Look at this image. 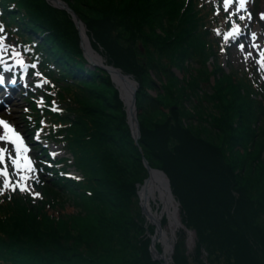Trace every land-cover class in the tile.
Instances as JSON below:
<instances>
[{
	"label": "rangeland",
	"instance_id": "obj_1",
	"mask_svg": "<svg viewBox=\"0 0 264 264\" xmlns=\"http://www.w3.org/2000/svg\"><path fill=\"white\" fill-rule=\"evenodd\" d=\"M260 1L264 4V0ZM69 2L78 15L89 22L99 21L102 25L103 44L110 49L112 58L96 43L92 42L95 46L90 44L104 61L103 64H97L101 66V70L106 72L105 67L119 69L122 74L132 76L137 84L134 114L138 139L134 141L131 137L126 109L120 99L119 90L112 76L106 72V75L103 74L105 80L101 79V82L108 83L107 91L91 95L88 100L89 95L85 93V103L86 106L88 104L95 107L98 120L103 122L102 131L104 129L107 132V127H110L107 135L122 131L121 136L117 134L123 139L121 145L106 147L112 155V169L107 171V174L102 169V176L112 179V184L107 187L112 190L113 195L109 197L110 203L103 201L100 207L91 200L95 185L90 182L84 196H78L79 194L68 190L58 194L43 187L37 188L45 201L56 200L54 205H43L38 213V219L45 217L40 220L45 221L47 227L43 229V233L47 234L53 229L52 231L57 233L56 236L68 241L64 246L66 249L64 256L69 258V262H61L59 256L55 255L56 262L52 264L162 263L151 257L150 235L155 233V226L146 223L137 191L138 186L149 176L144 161L149 167L162 171V167L167 165L166 153L175 152L182 146L183 135L171 134L173 130L177 133L179 128L187 134L185 139L192 143L194 152L198 156H204L219 175L228 194L235 197L240 217L244 215L246 220L251 218L252 224L259 227V235L264 238V119H261L264 113L260 112L257 115L254 109L248 108V105L253 106L250 99L254 100V97L250 95L249 98L232 78L224 75L216 67L217 62L209 57L202 56L201 63L198 64V52H195L186 60L187 62H181L179 39L163 30L156 11L149 8L145 0H69ZM135 2L139 8L129 9L128 7ZM179 6L180 4L177 10ZM186 6L187 4H184L181 7V13ZM73 14L75 21H79L76 14ZM164 23L178 30L187 28L185 22L178 27L173 21L165 19ZM83 28L86 29L84 25ZM204 30L205 28H201L198 32ZM77 34L81 46L78 30ZM86 37L89 39L87 34ZM202 39L205 41L203 37ZM189 43L200 45L192 36ZM201 48L202 45L199 49ZM221 62L223 67L230 64L233 69H240L235 54L227 63L222 60ZM90 69L93 71L95 68ZM98 84L96 83L94 87L98 88ZM76 90L73 88L74 95H79ZM234 101L241 106L242 111H245V118L240 125L243 130L238 127L236 114L231 117L225 116L230 115L229 109L237 108L236 105L230 104ZM27 107L25 106L24 110ZM12 109L15 110L13 116L16 120L23 121V114L19 113L21 109L15 107ZM125 137L131 138V143L126 142ZM141 137L148 141L147 147L139 146ZM157 140L164 145L157 146ZM50 152L60 157L68 155L57 145H51ZM74 169L79 170L76 166L72 168L73 171ZM82 173L89 178L84 171ZM33 182L28 184L27 193L31 188L33 191L36 190ZM85 184L86 182L83 183ZM169 184L172 189L170 182ZM187 184L190 185L193 195L201 196L199 190H196L197 186ZM97 187L99 188L98 183ZM173 196L175 197L174 194ZM24 205L30 212L31 208H28L30 205ZM12 207L14 202L5 208ZM193 210L190 215L191 221L195 212L199 216L198 221L205 226L207 220L200 218V212L195 205ZM178 217L183 228H179L175 234L172 264H208L206 260H199V256L195 259V253L199 251H196L198 234L194 225L198 227V222L194 221V225L190 227L184 224L185 215L179 202ZM160 223L165 227L166 219H162ZM204 229L206 230L203 233L207 236L208 225ZM44 247L53 253L47 242ZM156 250L161 251L159 245ZM211 264H227V261L225 256L221 255L218 258L212 257Z\"/></svg>",
	"mask_w": 264,
	"mask_h": 264
},
{
	"label": "trees",
	"instance_id": "obj_2",
	"mask_svg": "<svg viewBox=\"0 0 264 264\" xmlns=\"http://www.w3.org/2000/svg\"><path fill=\"white\" fill-rule=\"evenodd\" d=\"M9 1H15L18 10L24 13L25 18L22 19L24 30L33 28L34 32L43 34L41 47L51 60L56 61L64 68L66 73H63L68 79L71 78L74 84L73 88L80 93L74 97L75 118L70 119L73 124L68 130L72 138L70 147L78 156V167L84 170L89 177L88 184L90 182L95 185L94 196L91 200H94V204L97 206L102 207L103 201L110 203L109 197L113 195L112 190L107 187L110 183L112 184V179L102 176V169L106 174L112 169V155L106 147H119L123 139L119 138L117 134L121 136L122 131L117 133L115 130L114 135L106 134L110 131V127H107V132L104 129L102 131L103 122L98 120V113L93 105L87 104L86 106L85 93L89 95L87 96L88 100L91 95L102 91L106 92L108 83H103V85L101 82V79L105 80L103 74L106 75V72L98 68L93 71L86 68L87 63L80 49L77 30L72 17L66 11L52 7L46 0ZM61 1L68 5L85 26L90 44L95 46L93 43H96L111 57L110 49H107L103 44L104 32L101 23L87 21L76 13L77 11L69 0ZM145 2L149 8L156 11L163 30L175 39H179L181 62H187L186 60L192 57L195 52H198V64L201 63L202 56L208 58L202 33L198 32L202 27V17L200 12L195 10L193 0H188L182 13L181 7L186 4V0H145ZM178 4L180 6L177 10ZM136 7L139 8L137 2L128 8L137 9ZM162 11L165 13H161ZM12 14L16 13H8L9 16ZM165 19L173 21V23L176 22L177 27L185 22L187 28L178 30L168 27L164 23ZM191 36L200 45H191L189 43ZM201 45L202 48L199 49ZM96 83L98 88L94 87ZM238 86L241 88L240 85ZM246 93L248 94V92ZM238 96H240L239 93ZM245 98L248 99L246 96ZM230 104L236 105L237 108L229 109L230 115L225 116L231 117L236 114L238 127L243 130L240 125L245 118V111H242L243 109L237 105L236 101ZM248 108L253 109V106L248 105ZM253 116L252 119H254ZM178 133L183 135L184 142L175 152L166 153L167 165L162 167V171L168 177L171 190L182 207V213L185 215L184 224L190 227L194 225V221L198 222V227L194 225L198 234L196 251H199V253H195V259L199 256V260H206L208 264H211L212 257L218 258L224 255L227 264H250L252 262L264 264V238L259 235V227L252 224L251 218L246 220L244 215L240 217V212L237 211L238 203L235 197L231 196L232 194H228L219 175L204 156H198L194 152L195 149L192 148V143L185 139L187 134L182 131V128L177 129V133L174 130L171 132V134ZM125 138L126 142L131 143V138ZM138 144L140 147H147L148 141L145 137H141ZM156 144L157 146L164 145L159 140L156 141ZM187 183L197 186L196 190H199L201 196L193 195L191 187ZM194 185L193 187H195ZM66 189L69 192L78 193V186L72 183H68ZM24 204L28 203L19 199L14 201L12 208H0V260L13 264H52L56 262L55 255H57L60 258L59 261L68 263L69 258L64 256L66 250L64 246L68 241L56 236L57 233L52 231L53 229H50L47 234L43 233V229L45 230L47 227L45 221L40 222V220L45 217L38 219V213L44 204L30 205L28 207L31 208L30 212ZM194 205L200 212V218L207 220L206 225H208L207 231L209 232L207 236L203 233L206 230L204 229L206 225L204 226L198 221L199 216L195 212L193 221L190 219ZM46 242L50 245L53 253L44 247Z\"/></svg>",
	"mask_w": 264,
	"mask_h": 264
},
{
	"label": "bare ground",
	"instance_id": "obj_3",
	"mask_svg": "<svg viewBox=\"0 0 264 264\" xmlns=\"http://www.w3.org/2000/svg\"><path fill=\"white\" fill-rule=\"evenodd\" d=\"M81 37L88 59L92 63L103 64L104 61H102L98 53L91 48L84 28L81 30ZM113 80L118 90H120L122 96H126V98H128L129 100V95L133 88L132 84L130 83L132 87L131 89L127 88L126 84L129 82L122 81L119 77H117L116 74H113ZM125 103H127V105L129 106L128 101H126ZM137 192L141 204V209L143 210V215L146 219V223H148L149 225L155 224V219L158 220L159 224L161 225L160 221L162 219H166V226H160L162 232H164V235H162V237H159V234L156 232L155 234L150 235V237L154 236V247H157L158 245L160 246L161 251L157 250V254H164V256L167 257V253L169 251L167 239L170 238L171 233L176 234V231L182 227V225L178 224V205L168 200L163 186L159 182H157L154 177L150 180V183L148 185L144 187H141V185H139Z\"/></svg>",
	"mask_w": 264,
	"mask_h": 264
},
{
	"label": "water",
	"instance_id": "obj_4",
	"mask_svg": "<svg viewBox=\"0 0 264 264\" xmlns=\"http://www.w3.org/2000/svg\"><path fill=\"white\" fill-rule=\"evenodd\" d=\"M48 1H50L54 7L64 9L68 14H70L73 17L75 26H76V28L79 32L80 38H81V48H82L84 54L86 55V52H85L86 50H85V47L83 45V40L81 37V30L83 29V25L81 24V22L75 21V16H74L72 10L67 6L66 3H64L60 0H48ZM86 57H87V55H86ZM87 59H88V57H87ZM88 61L91 62L89 59H88ZM92 64H96V63H92ZM97 67H99V66H97ZM99 68H101V67H99ZM104 69L107 73H109L112 76V80H113V74H116L117 77H119L122 81L129 82L126 84L127 88L131 89L132 88L131 84L133 86V88L130 92V95H129V100H128V98H126V96H122L120 90H119V96H120V99L125 106V109H126L127 118H128V126L130 127V130H131V137L134 141H136L138 139V130H137V123H136L135 114H134V106H135V91H136L137 84L133 80L132 76L122 74L119 69H116L113 67H105ZM113 82H114V80H113ZM123 87H124V85H123ZM127 91H128V89H127ZM126 101H128L129 106L127 105V103H125ZM144 166H145V169H146L149 176L144 181V183L141 185V187L148 185L150 183V180L154 177L157 180V182H159L163 186L165 193L168 197V200L170 202H174L178 205V201H176L175 197L172 194L170 184H169V179L167 178L166 174L159 169H153V168L149 167L145 161H144ZM140 206H141V204H140ZM142 213H143V210H142ZM154 223L155 224H152V225L155 226V233L157 232L159 234V237H162V235H164V232H162V229L160 227L161 225L159 224L158 220H155V219H154ZM178 224L182 225L180 222V219L178 221ZM182 228H183V225H182ZM191 234H193V233H191ZM153 239H154V236L150 237L149 249H150L152 259L156 260V261H161L162 262L161 264H172V253L174 250L175 234L171 233L170 238L167 239L168 250H169L167 253V257L164 256V254H161V255L157 254L156 247H154Z\"/></svg>",
	"mask_w": 264,
	"mask_h": 264
},
{
	"label": "snow or ice",
	"instance_id": "obj_5",
	"mask_svg": "<svg viewBox=\"0 0 264 264\" xmlns=\"http://www.w3.org/2000/svg\"><path fill=\"white\" fill-rule=\"evenodd\" d=\"M231 2V0H225V9H227L229 3ZM247 2V0H239V5L241 8H243L244 4ZM251 18V17H249ZM241 19H243V17H241ZM261 19H264V14H261ZM3 28L2 26H0V31H2ZM239 34V29L236 28L235 26L233 27V30L231 32H229L226 36H225V40H227L229 38V36H234ZM239 48L241 50L244 49V45L240 44ZM247 59V57H245ZM259 64H261L262 66H264V59H261L260 61H258ZM12 83H15V81H12ZM5 86V80L3 77H0V90L4 89ZM0 129L3 130V134L0 135V141H4L7 144H10L12 146H14V150L17 154L16 159L13 161V167L17 170H20V159H21V153H26L27 152V147L24 146V140L21 137V135L12 127L10 126L6 121L0 120ZM8 151L7 148L4 147H0V163L4 162V158H5V153ZM24 166L28 171H31V162L25 157L24 158ZM0 175L5 177V183H4V187L7 188L8 187V172L7 170H0ZM21 191H24L25 189L23 187H21L20 189Z\"/></svg>",
	"mask_w": 264,
	"mask_h": 264
}]
</instances>
